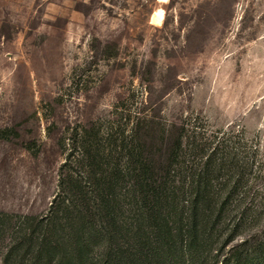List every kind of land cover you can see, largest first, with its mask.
Returning a JSON list of instances; mask_svg holds the SVG:
<instances>
[{
	"label": "rangeland",
	"instance_id": "rangeland-1",
	"mask_svg": "<svg viewBox=\"0 0 264 264\" xmlns=\"http://www.w3.org/2000/svg\"><path fill=\"white\" fill-rule=\"evenodd\" d=\"M137 118L232 148L264 242V0H0V212L45 213L75 131Z\"/></svg>",
	"mask_w": 264,
	"mask_h": 264
},
{
	"label": "trees",
	"instance_id": "trees-1",
	"mask_svg": "<svg viewBox=\"0 0 264 264\" xmlns=\"http://www.w3.org/2000/svg\"><path fill=\"white\" fill-rule=\"evenodd\" d=\"M144 121L75 131L46 212H0V264H264V242L236 239L238 154Z\"/></svg>",
	"mask_w": 264,
	"mask_h": 264
},
{
	"label": "snow or ice",
	"instance_id": "snow-or-ice-1",
	"mask_svg": "<svg viewBox=\"0 0 264 264\" xmlns=\"http://www.w3.org/2000/svg\"><path fill=\"white\" fill-rule=\"evenodd\" d=\"M162 2H165V3H166L167 0H162ZM163 15H164L163 12H157V13L155 14L156 18L153 19V23L159 24V23H160V18H162ZM157 16H159V19H157Z\"/></svg>",
	"mask_w": 264,
	"mask_h": 264
},
{
	"label": "clouds",
	"instance_id": "clouds-1",
	"mask_svg": "<svg viewBox=\"0 0 264 264\" xmlns=\"http://www.w3.org/2000/svg\"><path fill=\"white\" fill-rule=\"evenodd\" d=\"M157 19H159V16H157Z\"/></svg>",
	"mask_w": 264,
	"mask_h": 264
}]
</instances>
